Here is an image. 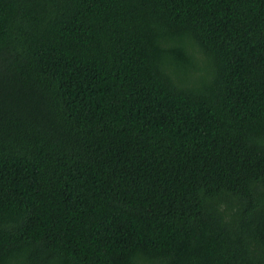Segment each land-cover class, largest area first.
Instances as JSON below:
<instances>
[{"label": "trees", "instance_id": "1", "mask_svg": "<svg viewBox=\"0 0 264 264\" xmlns=\"http://www.w3.org/2000/svg\"><path fill=\"white\" fill-rule=\"evenodd\" d=\"M0 264H264V0H0Z\"/></svg>", "mask_w": 264, "mask_h": 264}]
</instances>
